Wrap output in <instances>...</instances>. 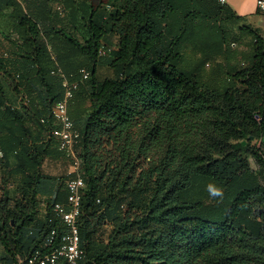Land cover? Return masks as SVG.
<instances>
[{"label": "trees", "instance_id": "16d2710c", "mask_svg": "<svg viewBox=\"0 0 264 264\" xmlns=\"http://www.w3.org/2000/svg\"><path fill=\"white\" fill-rule=\"evenodd\" d=\"M72 9L83 15L70 32ZM4 11L14 36L0 31V264L62 242L54 204L74 175L42 170L66 156L52 134L57 68L80 81L69 105L85 181L78 264H264L261 33L241 27L251 36L241 65L222 22L244 17L218 0H0ZM197 37L199 57L184 49ZM101 66L113 76L100 80Z\"/></svg>", "mask_w": 264, "mask_h": 264}, {"label": "built area", "instance_id": "2783aa9c", "mask_svg": "<svg viewBox=\"0 0 264 264\" xmlns=\"http://www.w3.org/2000/svg\"><path fill=\"white\" fill-rule=\"evenodd\" d=\"M225 4L228 0H218ZM257 12L264 20V0H257ZM264 39V33H262ZM233 46L236 43L232 44ZM62 78L63 95L53 105L51 115L56 123L52 134L56 137L58 148L72 159L74 176L67 181L68 194L65 202H56L54 211L60 222L64 225L65 231L62 235V242L59 246L48 253L36 251L28 260V264H58L60 260L64 264H78L84 258L85 249L81 247L80 227L78 217L81 211L82 193L85 188V181L80 172V160L75 150V144L80 137L79 130L75 127L69 113V105L79 87V79H72L74 75H66L61 68L53 71ZM80 80L89 79L91 73L88 69H80ZM44 121V120H43ZM57 234L56 229L50 232V240Z\"/></svg>", "mask_w": 264, "mask_h": 264}, {"label": "rangeland", "instance_id": "374dc122", "mask_svg": "<svg viewBox=\"0 0 264 264\" xmlns=\"http://www.w3.org/2000/svg\"><path fill=\"white\" fill-rule=\"evenodd\" d=\"M108 1V0H106ZM71 11V12H70ZM67 15L65 17H63L64 21L66 23H68V29L70 32L74 31V26H71L70 24V18H74L76 19V22L78 21V25H81L80 23V19L81 16L83 15L82 11L78 12V10H70ZM9 11H4L0 13V31H2L4 34H10L12 36H14V34H12L11 31V27H10V19H9ZM255 16V15H254ZM249 21H252V25L251 29H253L254 31H257L258 33H264V25L263 24H258L256 21V16L255 18L253 17H249L248 18ZM224 29L226 30L227 33V37L225 39V41L227 42L225 45L223 43V47L224 49L229 52V53H234V55L236 56L237 62L240 63L241 65H243V63H245V65L247 64V60L245 59V55L248 54L251 51V46H250V40H251V36L249 34L243 33L241 30V27L243 25H247L246 21L243 19L241 21L238 22H233V21H229V22H222ZM258 24V25H255ZM220 35H222L221 31H219ZM216 37V35H215ZM220 38H215L214 43H218ZM114 40V39H112ZM196 42L198 41V43L192 48L190 49V45L187 44L188 46H185L184 49L189 48V53L190 54H194L195 57H199L202 53L201 50L205 47V42H203L202 40H200V38H196L195 39ZM112 43H115V40L112 41ZM236 43L235 46H233L232 44ZM230 45V47L228 48V46ZM183 46V44H182ZM195 48H197V50L195 51ZM224 50V52H225ZM194 57V56H193ZM207 63L205 66V70L210 73L211 70L217 66L218 63H222L225 64L227 62V58H226V54H217V55H213L211 57H209L207 59ZM186 67H190V62H188V65H185ZM114 72L111 70L110 67L108 66H101L100 70H99V75L98 78L100 80H102L104 77L107 76H113ZM139 121H141L139 119ZM141 126V123L138 125V127L136 129H138ZM259 143V142H258ZM73 162L72 159H70L67 156H63V157H51V158H47L45 160V162L43 163L42 166V170L45 174L48 175H59V176H66L67 178L72 176L73 173ZM251 164L254 168H256L254 161L251 160ZM2 172V167L0 165V174ZM195 187L198 189L200 186V181L198 178L195 179ZM3 184L0 180V194H1V190H2ZM10 194H13L15 191V187H10L9 188ZM2 251V246H0V252Z\"/></svg>", "mask_w": 264, "mask_h": 264}, {"label": "crops", "instance_id": "0c3cea01", "mask_svg": "<svg viewBox=\"0 0 264 264\" xmlns=\"http://www.w3.org/2000/svg\"><path fill=\"white\" fill-rule=\"evenodd\" d=\"M257 0H228L227 5L230 6L237 15H241L244 17V20L246 21L247 24H253L252 21H249V17L255 18L256 16V21L258 24H263L264 25V20L263 18L259 15L257 12ZM255 15V16H254ZM255 24V25H258ZM115 40V45L118 42V37L114 35L111 38L112 40ZM74 174H72L73 176Z\"/></svg>", "mask_w": 264, "mask_h": 264}, {"label": "clouds", "instance_id": "9594fccd", "mask_svg": "<svg viewBox=\"0 0 264 264\" xmlns=\"http://www.w3.org/2000/svg\"><path fill=\"white\" fill-rule=\"evenodd\" d=\"M213 194H217L218 195L219 193L218 192H214Z\"/></svg>", "mask_w": 264, "mask_h": 264}, {"label": "water", "instance_id": "95a60500", "mask_svg": "<svg viewBox=\"0 0 264 264\" xmlns=\"http://www.w3.org/2000/svg\"><path fill=\"white\" fill-rule=\"evenodd\" d=\"M263 140H264V137H263Z\"/></svg>", "mask_w": 264, "mask_h": 264}]
</instances>
